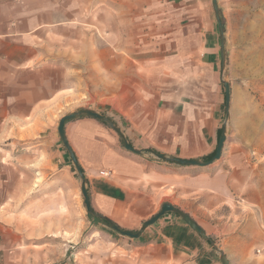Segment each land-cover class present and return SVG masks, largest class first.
Listing matches in <instances>:
<instances>
[{"label":"crops","instance_id":"crops-1","mask_svg":"<svg viewBox=\"0 0 264 264\" xmlns=\"http://www.w3.org/2000/svg\"><path fill=\"white\" fill-rule=\"evenodd\" d=\"M116 2L117 38L128 41V47L116 50L102 37L93 49L87 41L85 66L78 68V33L62 32L63 23H78L76 5L63 20L60 0H0V155L13 158L14 137H23L17 148L30 158L17 165L6 159L0 163L9 166V176L15 166L23 170V178L32 168L30 183L35 174L48 177L53 185L49 194H57L63 176L74 180L55 119L62 104L77 94L76 73L85 71L88 79V73L102 72L103 86L117 89L102 108L142 153L127 150L118 134L94 117L65 123L90 206L120 227L136 231L159 211V192L173 189L176 205L211 243L174 213H164L135 241L108 239L101 245L102 256L93 252L97 242L89 236L81 240L76 227L40 230L37 244L30 245L25 231L9 228L6 222L0 224V264H33L28 250L32 246L38 249L37 264H222L212 243L220 245L230 264H264V98L250 106L247 97L245 112L236 111V122L231 98L235 137L211 163L181 165L192 167L191 176L158 173L152 157L156 152L202 161L216 148L224 94L212 1ZM217 3L223 24L226 9L235 23H264V0ZM86 4L93 7V2ZM107 8L102 6V17L108 19ZM63 71L69 75L63 77ZM40 153L41 166L31 167ZM9 237L13 248H21L20 255L9 250Z\"/></svg>","mask_w":264,"mask_h":264},{"label":"rangeland","instance_id":"rangeland-1","mask_svg":"<svg viewBox=\"0 0 264 264\" xmlns=\"http://www.w3.org/2000/svg\"><path fill=\"white\" fill-rule=\"evenodd\" d=\"M87 1L90 5L91 2H93L92 8H86ZM116 1L117 0H60L63 20L69 18L70 11H73L75 5L77 6L74 10L79 16L78 23H75L72 27H70L69 24L63 23L62 32L66 34L72 30V32L77 31L78 33V53L79 60H81V62L77 64L78 68H83L85 66L87 41L91 44L93 49L96 48L98 43L103 41L102 37L109 38V46L116 50H121L124 46L128 47V41L117 38V18L113 17L117 14ZM103 5L104 7H108L107 9H110V17H108V19L102 17ZM86 13L88 17H86ZM234 21V18L229 15V9H226L224 18L225 64L222 79L231 85L230 103L232 98L234 121L236 122V111L245 112L247 97H249L250 106H252V101L256 98L260 102H262V98H264V23L238 24ZM87 33L89 37L88 40H86ZM104 42L106 41L104 40ZM62 45L63 48L66 47L65 40L62 41ZM66 67H69V65ZM65 74L69 75V72L66 73L63 71V77ZM76 74L78 86L77 94L76 96L73 95L70 99L68 98L66 102L62 104L58 112V117L55 119L56 126L63 115L80 109H91L109 117L102 107H106L105 101H107L117 89L103 86L105 82L102 80V72H90L88 73V79L85 71H78ZM69 79L68 77L66 81L67 84L69 83ZM246 80L249 83L248 87ZM63 81L65 82L64 78ZM222 88L224 94L223 83ZM127 90L129 89L127 88ZM65 93L66 92H63V94ZM230 105L229 116L226 123L225 145H228L230 140L235 137L234 130L230 128ZM225 118V109L223 107L221 127ZM241 122L244 125L245 121L238 117V123L240 124ZM14 138L16 142L15 151L13 152L14 157L12 158L9 153H4L3 156L0 155V160L6 159L8 162L9 160H13L17 165L18 162L23 163V161L27 160L29 156L27 153L24 157L21 156L22 153L20 149L17 148V145L23 142V137ZM38 138L39 137H35L34 140ZM122 146L124 147L123 144ZM152 157L157 161L158 167L155 169L158 173L192 175V172L188 170L192 169L190 166H181L171 160L162 162V159L154 154ZM39 160H43V153H40L39 159L34 158L31 167L38 168L41 166ZM24 163H27V161ZM26 169H28V167ZM73 171L75 172L74 180L69 176H63L57 181L59 186L56 190L57 194L55 195L49 194L52 192L53 185L50 184L51 179L48 177L35 174L34 182L30 183L28 181L29 177L30 181L32 179V168L25 171L26 174L29 172L30 175H24L25 177L23 178L22 175L20 176L23 170H18V167L15 166L13 171L10 170L9 176V166L5 168V164L0 163V224L5 225L7 222L9 223V228L18 227L21 231H25L30 245L37 244L40 230L76 227L78 234L80 231L82 233L81 240L89 236L88 239H90V241L94 240L97 242L93 252L99 256H102L101 245L105 244L108 239L130 242L135 241V239L124 236L105 224L97 221L93 222L91 220L83 204V197L80 190L81 180L74 165ZM23 179L26 180V182L23 183ZM147 187H149V185ZM172 191L173 189L163 192L162 194L159 192V201L170 202L178 207L176 204L179 200H175ZM12 195L14 198H11ZM6 196H8V198H6ZM7 208L9 209V213L6 215L5 211ZM158 208L160 209V206ZM178 208L181 209L180 207ZM101 230L104 232H101ZM54 233L56 235L61 234L58 231ZM110 233L112 234L111 237L108 236ZM62 234L68 235L66 232ZM12 242L13 240L9 237V250L16 249L15 254L20 255L21 248H13ZM214 245L222 250L219 247L220 245ZM210 246L214 249L213 245ZM28 250L31 252L30 261L33 264H37V247L32 246ZM215 253L219 256L218 251L215 250Z\"/></svg>","mask_w":264,"mask_h":264},{"label":"water","instance_id":"water-1","mask_svg":"<svg viewBox=\"0 0 264 264\" xmlns=\"http://www.w3.org/2000/svg\"><path fill=\"white\" fill-rule=\"evenodd\" d=\"M212 1V6L215 12V17L217 19V23H218V31H219V38H220V54H221V69L223 72V68H224V64H225V44H224V24L221 20L220 17V11H219V6L217 3V0H211ZM223 86H224V102H225V115L226 118L224 120V123L221 127V135L218 138L217 141V145L215 148V153L212 157L211 160L209 161H201L198 159H185V158H179V157H167L164 154L161 153H156L153 152L155 156H157L160 159H165V160H171L174 161L180 165H200V166H205L209 163H211L212 161H214L215 159L220 158L221 156V152H222V148L224 145V141L226 139V123L228 120V116H229V105H230V85L227 81L222 80ZM79 116H91L94 117L100 121L105 122L109 127H111L117 134L118 136L121 138L124 147L136 154H141L142 151L139 149H135L126 139V137L124 136L123 132L121 131V129L116 126L113 121L101 114L98 113L96 111H93L91 109H80L77 111H73L71 113L65 114L63 115L59 121H58V125H57V132L59 135V138L62 142V144L65 146L66 150L69 153V156L72 160V163L80 177L81 183H80V190H81V194L83 197V204L84 207L86 209V211L91 214L92 216H98L101 217L102 215L97 213L95 210L92 209V207L90 206V202H89V194L86 188V179L84 177L83 171L79 165V163L77 162L68 142L65 136V132H64V125L68 120L71 119H75ZM166 212H172V213H176L177 215H179V217L187 224L189 225L198 235H200L203 239L207 240L208 237L206 236V234L204 233V231L201 229V227L184 211H182L181 209H179L178 207L174 206L173 204H171L170 202H163L160 206V209L158 212H156L154 215H152L150 218L146 219L145 221L142 222L140 228L136 231H131L128 229H124L121 228L119 225H117L115 222L108 221L106 222L105 225H107L108 227H110L111 229L119 232L120 234L127 236L129 238H133L136 239L139 237L140 232L143 231L145 228H147L149 225L153 224L159 217H161L164 213ZM214 249L216 251L219 252L220 255V259L222 264H230L227 257L225 256L224 252L220 249H218L213 243H212Z\"/></svg>","mask_w":264,"mask_h":264},{"label":"trees","instance_id":"trees-1","mask_svg":"<svg viewBox=\"0 0 264 264\" xmlns=\"http://www.w3.org/2000/svg\"><path fill=\"white\" fill-rule=\"evenodd\" d=\"M221 20H222V22H223V19L221 18ZM225 106V102H223V107ZM102 123H104V124H106L105 122H103V121H101ZM220 135H221V128H219L218 129V138L220 137ZM121 142H122V140H121ZM122 144H123V142H122ZM147 151H151V150H147ZM214 153H215V150L210 154V155H208V156H205V157H203L202 158V161H209V160H211L212 159V157H213V155H214ZM166 213H172V212H166ZM176 216H179V215H177L176 213H174ZM88 215H89V217L91 218V220L93 221V222H100V223H102V224H106V222H108V221H111V219H109V218H107V217H105V216H101V217H98V216H92L91 214H89L88 213ZM207 241L209 242V243H211V239L210 238H208L207 239Z\"/></svg>","mask_w":264,"mask_h":264}]
</instances>
